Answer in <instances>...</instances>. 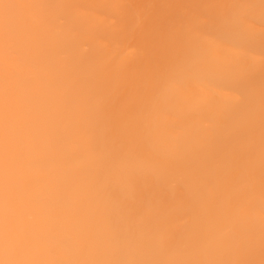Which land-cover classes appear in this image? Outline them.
<instances>
[{
    "label": "clouds",
    "instance_id": "9594fccd",
    "mask_svg": "<svg viewBox=\"0 0 264 264\" xmlns=\"http://www.w3.org/2000/svg\"><path fill=\"white\" fill-rule=\"evenodd\" d=\"M0 264H264V0H0Z\"/></svg>",
    "mask_w": 264,
    "mask_h": 264
}]
</instances>
